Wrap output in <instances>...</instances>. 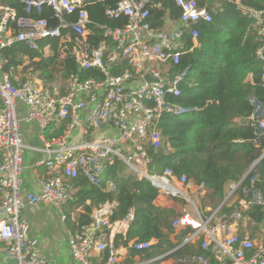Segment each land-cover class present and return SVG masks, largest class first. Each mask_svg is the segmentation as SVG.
<instances>
[{
	"label": "built area",
	"instance_id": "1",
	"mask_svg": "<svg viewBox=\"0 0 264 264\" xmlns=\"http://www.w3.org/2000/svg\"><path fill=\"white\" fill-rule=\"evenodd\" d=\"M19 1L25 5V15L0 4V264H7V258L16 259L17 264H50L30 238V224L22 214L26 204H51L65 220L64 206L76 200L75 180L83 175L93 184L105 182L106 189H114V181H104V174L117 160L125 163L129 173L148 179L159 189V195L185 200L184 210L172 219V226L188 233L162 256L125 262L122 247L144 252L156 240L118 245L119 236L127 238L136 219L135 210L116 217L118 202L106 200L91 211L86 222L72 215L77 226L69 232V243L77 264H149L197 241L204 253L180 257L173 264H264V243L237 232L246 212L253 206L264 207V193L257 188L256 178L244 183L245 174L232 182L226 199L204 215L184 188L191 184L187 175L178 176L170 167L160 174L150 170L153 156L148 147L158 151L163 145L159 128L163 114L182 116L195 110L170 99L181 95L180 85L187 76V70L173 73L172 66L194 48L187 50L186 33L194 46L198 45L200 32L195 25L213 18L207 7L200 6L199 0H175L181 8L179 19L167 18L164 28L157 29L149 21L156 6L151 0H118L106 14L116 19L125 16L126 25H100L101 40L94 43L88 11L94 0ZM235 3L251 20L258 37L256 56L263 63L264 85V8L248 6L241 0ZM45 7L51 10L49 17L43 16ZM34 9L39 16H33ZM45 39L57 40L56 51L50 44L44 47L45 57L57 54L51 83L33 73L27 56L23 66L5 69L8 61L1 55L2 49L23 42L38 50ZM67 59L75 61L78 72L65 75ZM121 59H126L127 68L116 74L112 68ZM91 68L99 69L105 78L83 79L81 71ZM249 102L253 113L240 122L251 123L264 135V101L251 95ZM23 119L39 125L49 153L39 192L23 191ZM77 134L82 135L79 141L74 139ZM89 135L93 139H88ZM235 199L238 208L222 212L223 206ZM98 255L105 258L104 262L95 260Z\"/></svg>",
	"mask_w": 264,
	"mask_h": 264
},
{
	"label": "trees",
	"instance_id": "2",
	"mask_svg": "<svg viewBox=\"0 0 264 264\" xmlns=\"http://www.w3.org/2000/svg\"><path fill=\"white\" fill-rule=\"evenodd\" d=\"M88 6L93 24L91 27L94 43L101 40L100 25L112 28L123 27L127 18H111L106 9L115 6L118 0H94ZM156 6L151 9L149 21L152 27L162 29L166 19L178 20L181 8L175 0H151ZM236 0H199L200 6L207 7L213 18L210 22L195 25L200 36L198 45L186 33L187 50L182 54L180 63L172 66L173 73L187 70L185 81L180 85L181 95L170 99L187 108L195 110L189 114L176 116L164 113L159 122L163 136V145L155 151L148 147L153 156L150 170L162 173L170 167L178 176L187 175L188 180L202 186L207 191L205 202L211 206L219 205L228 194L230 182H237L247 174L244 183L256 178V186L264 193V135L251 123L240 122L241 118L253 113L249 102L251 95L264 101L262 84V61L256 56L259 46L258 37L251 27V20L246 17L235 3ZM254 8H264V0H241ZM1 5H9L25 15V5L19 0H0ZM32 15V14H31ZM51 10L44 8L43 16L49 17ZM33 16H39L34 9ZM75 19V15L71 16ZM56 24V21H51ZM50 44L57 50L56 39L40 42V49H31L23 42H17L2 49L1 55L7 59L6 70L23 66L25 56L31 61L33 73L46 80H54L52 65L57 59L45 57L44 47ZM113 47V44L110 43ZM38 58V60H35ZM65 75L78 72L79 67L73 59L66 60ZM55 68V67H54ZM127 68L126 59H121L112 72L118 74ZM83 79H103L105 75L97 68L81 71ZM252 75V80L249 75ZM111 179L115 188L106 189L102 185L91 183L81 175L75 182L80 187L76 196L78 204L92 200L86 206L91 212L94 206L106 200H116V217H124L131 209L135 210L136 219L127 238H117L118 245L128 246L132 240L149 241L156 239L153 253L165 252L176 247L171 235L174 211L156 208L154 201L159 196V189L148 179H140L127 171V166L117 160L104 174V181ZM240 195V193H238ZM237 203L224 205L222 212L230 213ZM257 223L264 222V207L253 206L247 213ZM186 232L178 234L183 239ZM151 248V249H152ZM204 253L199 247L185 245L172 253L173 259Z\"/></svg>",
	"mask_w": 264,
	"mask_h": 264
},
{
	"label": "crops",
	"instance_id": "3",
	"mask_svg": "<svg viewBox=\"0 0 264 264\" xmlns=\"http://www.w3.org/2000/svg\"><path fill=\"white\" fill-rule=\"evenodd\" d=\"M42 79L46 83V80L44 78H41V80ZM22 108L24 109V107ZM21 118H23V116ZM21 128L25 144L24 169L21 175L23 181V191L39 192L40 177L45 174L46 170L43 163L49 157V153L44 148L43 141L41 139L42 130L37 123L26 122L23 119ZM114 130L117 131L116 129H111L112 132H114ZM74 139L79 141L82 139V135L77 134L75 135ZM231 183L232 182H230L229 185ZM184 188L185 190H187L192 200L196 204L200 202L202 207L199 206L200 204H197V206L204 215H209L210 211L218 207L227 197L226 196L219 205L214 207L205 202V199L207 197V191L202 186L196 185L191 181L189 187L187 186ZM79 189L80 187L77 185V192L79 191ZM78 200L79 198L78 196H76L75 201L69 202L64 206L63 211L67 215V219L65 220L62 218L61 211L51 204H26V207L23 209L22 214L29 221L30 224V238L33 243L41 250L43 255L49 260L50 264H77V262L73 259L71 255L69 243V232L74 230L77 226L76 221H73L72 219V215L75 214L79 222L88 221L89 214L91 212L87 210L86 206H90L92 204V200L89 198L86 200V202L80 204L77 203ZM179 200L181 201L180 204L178 202ZM235 203H237L236 199L235 201L231 200L229 204L226 205L231 206ZM154 206L156 208L171 209L174 211V215L177 216L180 214V212L184 210L185 200L181 198H172L167 195H159L158 198L154 201ZM95 207L96 206H94L92 210ZM237 208L238 205L236 209ZM247 213L248 212L245 213L244 219L237 226V232L242 235L251 237L257 243H264V222H255L253 218L247 215ZM182 232H186V234L188 233V231L175 230V233L171 235L173 241L177 244L176 247L182 240L178 239L177 235ZM156 243L157 240L155 241V244ZM199 244L200 242L197 241L196 243L190 246L199 247ZM123 248L124 247H122L121 249V252L123 254L122 259L125 262L130 263H136L143 259H155L156 257L162 256L168 251H170L168 250L165 252L153 253V248L144 252L137 251L134 248H129L128 251H125L123 250ZM171 255L164 257L162 260L154 261L149 264H173L175 259H173ZM101 257V255H98L95 257V260L98 262H104L105 258Z\"/></svg>",
	"mask_w": 264,
	"mask_h": 264
},
{
	"label": "water",
	"instance_id": "4",
	"mask_svg": "<svg viewBox=\"0 0 264 264\" xmlns=\"http://www.w3.org/2000/svg\"><path fill=\"white\" fill-rule=\"evenodd\" d=\"M88 139H93V136L92 135H89L88 136ZM6 263L7 264H17L18 261L16 259H13V258H7L6 259Z\"/></svg>",
	"mask_w": 264,
	"mask_h": 264
},
{
	"label": "rangeland",
	"instance_id": "5",
	"mask_svg": "<svg viewBox=\"0 0 264 264\" xmlns=\"http://www.w3.org/2000/svg\"><path fill=\"white\" fill-rule=\"evenodd\" d=\"M114 133H117V131H115V130H114ZM228 188H229V187H228ZM178 202H179V204L181 203V201H180V200H179ZM196 202H197V201H196ZM201 203H202V202H201ZM197 204L199 205V204H200V202H198ZM182 206H183V205H182ZM199 206H201V207H202V205H201V204H200Z\"/></svg>",
	"mask_w": 264,
	"mask_h": 264
}]
</instances>
